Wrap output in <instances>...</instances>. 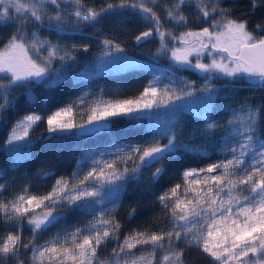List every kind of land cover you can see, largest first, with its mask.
<instances>
[{
	"label": "snow or ice",
	"instance_id": "obj_1",
	"mask_svg": "<svg viewBox=\"0 0 264 264\" xmlns=\"http://www.w3.org/2000/svg\"><path fill=\"white\" fill-rule=\"evenodd\" d=\"M235 2L164 0L161 7L158 0H102L97 8L87 0H0V126L10 123L5 113L25 112L12 123L0 149L10 158L9 168L27 159L23 150L39 140L110 138L116 120L146 117L153 137L137 143L106 138L104 149L81 150L71 176L58 177L44 193L32 194L25 184L19 194L3 198L14 180L0 170V264H184L185 250L192 247L212 264H264V0H247L239 15L225 6ZM128 10L149 25L132 36L133 47L155 40L152 56L166 57L167 70L153 75L134 99L97 102L85 110V93L48 111L55 99L40 100L34 88H55L79 54L91 50L90 43H61L65 38L95 40L100 48L74 79L90 78L102 66H137L126 44L96 29L105 16ZM85 27L96 31L86 33ZM143 67L159 71L155 62ZM188 70L199 80L178 76ZM163 80L168 82L161 87ZM238 81L244 83L238 86ZM243 90L260 96L235 100L232 94ZM17 92L27 100L21 103ZM37 105L40 113L27 111ZM186 112L199 119L182 121ZM41 123L44 131L32 138ZM202 160L212 162L184 167ZM144 169L150 175L142 194L155 196L165 222L131 229L121 239L122 225L114 213L126 185L145 179ZM173 169L179 182L163 187ZM81 214L91 219L69 228ZM136 214L130 207L128 219ZM57 226L53 236L37 243L38 236ZM25 228L32 236L27 243L22 241ZM108 243L115 244L110 258L98 260ZM181 244L185 247L177 250ZM138 248L148 251L136 255Z\"/></svg>",
	"mask_w": 264,
	"mask_h": 264
},
{
	"label": "trees",
	"instance_id": "obj_2",
	"mask_svg": "<svg viewBox=\"0 0 264 264\" xmlns=\"http://www.w3.org/2000/svg\"><path fill=\"white\" fill-rule=\"evenodd\" d=\"M88 6H95L97 8L103 6L102 0H87ZM225 6H231L237 10L236 14H241V10L247 7V0H236L235 3L226 4ZM159 12V9H156ZM186 11H188L186 9ZM123 17L125 19L120 24L122 28V33L120 37V42L127 45L126 50L132 54H135V47H133V40L132 36L138 34L139 31L145 30L149 25L147 22L141 20L140 18L135 19L134 12L132 10L122 12ZM162 15V13H161ZM111 16H105L100 24L96 25L97 28H101L103 25L111 23ZM257 22L259 21V11L256 17L253 18ZM135 22L133 23V21ZM133 23V24H132ZM167 27V25H166ZM109 28V27H108ZM86 33H94V29L91 27L84 28ZM177 33L184 31V29L180 28L174 29ZM105 31V30H104ZM108 31V30H107ZM107 31L105 33H107ZM43 35L46 32L41 33ZM73 40V39H72ZM64 41V40H63ZM74 41H77L74 39ZM73 43H80L79 41ZM155 43V40H151ZM86 43H90L87 42ZM92 51H94L97 47V44H92ZM82 59V60H81ZM93 59V53L89 51L87 54L80 53L79 54V61L90 63ZM82 62V65H78L76 63L74 68L71 72H76L77 67L80 69L83 67L85 63ZM139 71H124V72H117L113 74H105L100 75L99 78H95L93 80H89L88 78L81 81L78 79H74L73 75H68L65 77V80L57 85L53 89H45L43 85L36 86L33 90L34 95L38 98H43L47 95L52 96L51 92L54 90L56 97L55 103H52V107H60L63 104L68 103L72 100H76L79 94L84 91H90L88 93V97H93L97 93H101L106 95L109 98H120V99H129L135 98L139 95V93L143 90V87L147 84L148 78L144 74L137 73ZM147 73V72H146ZM180 74L190 80H199V74H197L194 70L182 71ZM78 80V81H77ZM77 81V82H76ZM92 82H96L92 86ZM223 80L215 81V83L220 84L223 83ZM244 81H238V86L243 84ZM92 86V87H91ZM113 88V92L112 89ZM59 94V96H58ZM17 95L20 98V102L23 103L27 100L26 95H21L17 92ZM90 95V96H89ZM223 95V94H222ZM234 99L239 101L246 97H255L259 98V92H250L248 90L240 91L238 94H232ZM58 96V97H57ZM38 106V105H37ZM31 107L27 109V111H40V107ZM39 108V109H38ZM87 110V109H85ZM25 112L21 110L17 116H13L11 113H5V116L10 120V122L14 123L15 119L18 116L24 115ZM180 119L184 122H192L193 120L199 119L194 114L188 113L185 115L183 114ZM147 123H139L136 121H128V120H116L113 122V128L115 129L114 135L110 138L106 136H102L100 139L95 140H80L79 138L68 137L65 139H51V140H39L33 143L25 152H29L28 158L22 160L20 165L16 168H10L7 172H12L8 178L18 179L19 184H29L31 187L32 194L36 193H44L50 190L52 184L54 183V179H57L60 176H71L73 169L76 167V158L79 157L80 151L84 149H91L94 146H103L105 145V139L107 138L109 141L114 140L115 142L124 141L125 143L133 142L137 143L140 142L141 137L144 139H152V133L149 127H146ZM42 126V125H41ZM146 127V128H145ZM11 127L7 125V127L0 126V149L3 146V140L7 134L8 129ZM44 128V126H43ZM43 129L41 130L40 134L42 133ZM34 133V131H32ZM147 133V135H145ZM188 135L187 130L185 131V137ZM40 136V135H39ZM36 138V137H35ZM159 139V137H156ZM178 139H181L178 137ZM80 140V142H77ZM162 142H167L166 139H162ZM217 157L213 155V160ZM10 162V158L6 155L2 150H0V170H6L8 168V164ZM210 160H202L200 163H192L184 165V167H202L204 164L210 163ZM54 173V175L44 178L45 173ZM27 174L26 176L23 174ZM150 175V170L144 169L143 170V177L139 183L130 182L126 185V191L123 193V199L114 213L116 217L120 220L122 228H121V236L123 238V234L127 233L131 229L134 228H147L149 226H159L165 222L164 215L159 210V205L155 204V196L153 195H143L142 193L145 191L147 186L146 178ZM82 176V173H81ZM6 177V178H7ZM164 180L169 181V183L164 184L163 187H169L171 183L179 182L178 170L173 169L169 171ZM20 185V186H21ZM163 187L158 189L156 195L158 196L161 191H163ZM14 194H3V198L10 199ZM130 207H136L137 214L134 219H128V211ZM91 217L87 215H78L75 218L69 221L68 227L71 228L73 225L79 226L80 224L90 220ZM59 226L49 229L47 232H44L42 235L37 237V243L43 244L46 240H48L51 236H53L58 231ZM6 234V233H5ZM30 239H32L31 232L27 228L24 229L22 233V241L27 243ZM105 247V255L102 254V250L98 251V259L104 260L110 258V253L113 245H106ZM180 246L177 248L179 250ZM135 253H145L148 249L138 248L134 250ZM31 255V253H29ZM185 264H212L211 259L206 255L202 254L199 249H188L185 251L184 257Z\"/></svg>",
	"mask_w": 264,
	"mask_h": 264
},
{
	"label": "rangeland",
	"instance_id": "obj_3",
	"mask_svg": "<svg viewBox=\"0 0 264 264\" xmlns=\"http://www.w3.org/2000/svg\"><path fill=\"white\" fill-rule=\"evenodd\" d=\"M158 3L160 4V6L162 7L163 6V3H164V0H158ZM121 15H123V14H121ZM111 16V17H109V18H111V23H108L109 25H107L108 27H106V24L105 25H103L101 28H103V30H105L104 31V33L107 31V33H109V34H111L112 36H114L115 37V39H116V41L117 42H120V37H121V35H123L122 33H120L121 31H122V28L120 27V24L122 23V21L125 19V17H123V16ZM138 19V18H140L141 20H143V18L141 17V16H139V15H135V19ZM118 21H120V22H118ZM144 21V20H143ZM135 22V20L133 21V23ZM132 23V24H133ZM167 27H170V25H167ZM96 29H100V28H97L96 27ZM96 29H94L95 31H96ZM176 29H180V28H176ZM94 31V32H95ZM103 34V33H102ZM42 36H47L48 35V33L46 32V34L45 35H43V34H41ZM50 39H54V37H49ZM73 39V40H72ZM72 39H67V38H65V40L63 41H61V43H67V44H69V45H71L73 42L72 41H74V39H76L77 41H79L80 43H86V41L85 40H82L80 37H78V36H74ZM77 41H74V42H77ZM87 42H90V43H92V44H95L96 45V41L95 40H92V41H87ZM158 45H157V42L155 41V43H153L151 40H149L147 43H143V44H141L139 47H135V54H132V53H130V52H128L127 50H126V53H127V55H129V56H131V57H134L135 58V60H136V65L137 66H134V67H131V68H128L127 70H126V65H118V66H115V67H113V66H111V65H108V66H102L101 67V69H100V71H98L96 74H94V75H91L90 76V78H88L89 80H93V79H95V78H99L100 77V75H105V74H113V73H117L116 71H120V70H126V71H134V72H136V71H139V72H137V73H139V74H145L146 75V77L148 78V80H150V79H152L153 78V75H160L161 74V72H163V71H166L167 70V68H168V61H167V58L166 57H162V58H159L158 60L155 58V57H153L152 56V53L153 52H155V49H156V47H157ZM94 47H92V45H91V53H93V59H92V61L91 62H93L94 60H95V58L96 57H98L99 55H100V48L97 46L96 47V49L94 50V51H92V49H93ZM82 60V59H81ZM83 62V61H82ZM82 62L81 61H79L78 60V65H82ZM88 61L86 60L85 62H83V63H85L84 65H83V67H82V69H85L86 68V66H88L90 63H87ZM151 62H155V64H156V67L159 69V71H157V72H155L154 74L153 73H151V72H149L148 70H146V68L145 67H143V65H147V64H149V63H151ZM73 68H74V66H73ZM82 69H80V67H77V71L79 70V71H81ZM78 71V72H79ZM147 72V73H146ZM74 72H69L68 73V75H73V77L75 76V74H73ZM143 74V75H144ZM198 74V73H197ZM68 75L66 76V77H68ZM178 76H180V77H183V78H185V79H187V80H190L189 78H186V77H184V76H182L180 73H178ZM78 81V80H77ZM76 81V82H77ZM148 82V81H147ZM168 81L167 80H163V83L161 84V87H163V84L164 83H167ZM94 84H96V82H92V86L94 85ZM91 86V87H92ZM112 89V91L111 92H113V88H111ZM85 93H90V91L88 90V91H84V92H82L81 94H79L78 95V97L79 96H81V95H83V94H85ZM17 94V93H16ZM90 96V95H89ZM40 100H43V98L41 97V98H39ZM116 100H120V98H109V97H107L106 95H104V96H102L101 95V97H94V98H92V97H88V95L85 97V102H84V105H83V107H86V108H89V107H91V106H94V104L95 103H97V102H103V101H116ZM73 101V100H72ZM37 107H39V106H37ZM55 108H57V107H55ZM54 107H52V105H50L49 106V109H48V111H51V110H54L55 109ZM39 109V108H38ZM35 112H37V113H40V111H35ZM188 113H191V112H186V114H188ZM42 114H44V115H47V112H45V113H42ZM191 114H193V113H191ZM184 115H185V113H184ZM182 116H183V114H182ZM181 116V117H182ZM8 117V116H7ZM9 120V119H8ZM10 121V120H9ZM136 122H139V123H144V124H146L147 123V125H146V127H149L150 126V123H151V121H149V119L148 118H142L141 120H138V121H136ZM8 125L10 126V127H12V122H10V123H8ZM42 125V126H41ZM43 126H44V124L43 123H41L39 126H37V127H35V129L33 130L34 131V133L31 131V137L32 138H35V137H38L39 135H40V132H41V130L43 129V131H44V128H43ZM45 127V126H44ZM145 127V128H146ZM42 131V132H43ZM157 137H159V136H157ZM159 139H162L161 137H159ZM117 143V142H116ZM119 143V142H118ZM96 148H100V149H104L105 148V145H103V146H94L93 148H89L88 150H93V149H96ZM24 152L26 151V148L23 150ZM44 177V176H43ZM55 180L56 179H54V182H55ZM16 191H14V193H15ZM15 194H18V193H15ZM14 194V195H15ZM121 239H123V238H121ZM108 245H113L114 247H115V244H113V243H108ZM180 246V248H184L185 246L183 245V244H181V245H179ZM106 248H107V246H106ZM190 249H194V250H196V248L195 247H192V248H190ZM188 249H186L185 251H187ZM104 251H105V249H104ZM104 251L102 250V254L103 255H105V253H104ZM136 254V253H135ZM141 254H144V252L143 253H139L138 254V252H137V254L136 255H141ZM211 259V258H210ZM98 260H100V258L98 259ZM185 264V263H184Z\"/></svg>",
	"mask_w": 264,
	"mask_h": 264
},
{
	"label": "flooded vegetation",
	"instance_id": "obj_4",
	"mask_svg": "<svg viewBox=\"0 0 264 264\" xmlns=\"http://www.w3.org/2000/svg\"><path fill=\"white\" fill-rule=\"evenodd\" d=\"M25 153L29 154V152H25ZM8 179H12V180H14V182L9 185L8 190L5 191V192L7 194H12V193L13 194H15V193H18L19 194L20 190L25 186V184H23V185L19 184V181H18V179H16V177H14V178H8ZM14 191H16V192L14 193Z\"/></svg>",
	"mask_w": 264,
	"mask_h": 264
},
{
	"label": "bare ground",
	"instance_id": "obj_5",
	"mask_svg": "<svg viewBox=\"0 0 264 264\" xmlns=\"http://www.w3.org/2000/svg\"><path fill=\"white\" fill-rule=\"evenodd\" d=\"M81 69H82V68H81ZM82 70H83V69H82ZM78 71H79V70H78ZM78 71H76V72H78ZM76 72H74L73 74H76ZM78 80L83 81V80H85V79H78ZM46 90H47V89H46ZM51 93H52L51 95H52L53 97H56V95H55L56 93H55L54 90H53ZM58 96H59V94H58ZM58 96H57V97H58ZM97 96H98V97H101V93H97V94L94 95L92 98L97 97ZM102 96H104V94H102ZM59 97H60V96H59ZM83 108H84V109H88V108H86V107H83ZM77 142H80V140H77ZM26 149H27V148H26ZM9 169H10V168L8 167V168H6V170H4L5 177H7V176L9 177V176L11 175L12 172H11V173H10V172H7V170H9ZM9 173H10V175H8ZM8 177H7L6 179H8ZM0 183H4V181H0ZM4 193H6V192L4 191L3 194H4Z\"/></svg>",
	"mask_w": 264,
	"mask_h": 264
}]
</instances>
